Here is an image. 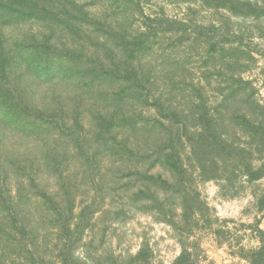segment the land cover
Masks as SVG:
<instances>
[{"label": "rangeland", "instance_id": "374dc122", "mask_svg": "<svg viewBox=\"0 0 264 264\" xmlns=\"http://www.w3.org/2000/svg\"><path fill=\"white\" fill-rule=\"evenodd\" d=\"M0 264H264V0H0Z\"/></svg>", "mask_w": 264, "mask_h": 264}, {"label": "trees", "instance_id": "16d2710c", "mask_svg": "<svg viewBox=\"0 0 264 264\" xmlns=\"http://www.w3.org/2000/svg\"><path fill=\"white\" fill-rule=\"evenodd\" d=\"M68 53H72V54H74V52H73V50H71L70 52H68ZM44 70H46V72H45V76H53L56 72V69L54 68V66H46V65H44ZM107 74V77H110V75L112 74V72H110V70L109 71H107L106 73H105V75ZM112 77H116V75H114V76H112ZM33 106V108L32 109H35V110H37L34 114H33V117L29 114V115H27L28 116V118H29V120H30V122H32L34 125H36L37 123H38V121L39 120H45L46 121V123L47 124H55L56 123V117L57 116H55L54 114L52 115L51 113L48 115L47 113H45L44 111L45 110H43V109H41L40 107H38V106H36V105H32ZM41 110H40V109ZM32 112V111H31ZM41 112H43V114L41 113ZM27 114V113H26ZM48 115V116H47ZM33 118V119H32ZM47 118V119H46ZM28 123H29V121H28ZM62 128V127H61ZM24 129H26L25 127H22V130H24ZM174 154V155H173ZM173 154H170V155H168V156H166V157H164L163 155H165V154H163V153H160V155H159V157H158V162H161L163 159H165V160H169V161H171V160H175L176 158H178V159H180V156H179V154L178 153H173ZM2 193V192H1ZM2 195V194H1ZM9 197H11V196H9Z\"/></svg>", "mask_w": 264, "mask_h": 264}]
</instances>
